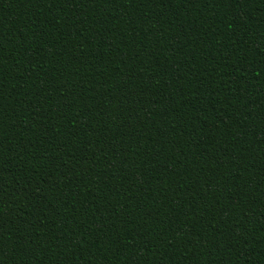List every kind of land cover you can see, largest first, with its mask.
<instances>
[{
    "label": "trees",
    "instance_id": "obj_1",
    "mask_svg": "<svg viewBox=\"0 0 264 264\" xmlns=\"http://www.w3.org/2000/svg\"><path fill=\"white\" fill-rule=\"evenodd\" d=\"M0 264H264V0H0Z\"/></svg>",
    "mask_w": 264,
    "mask_h": 264
}]
</instances>
